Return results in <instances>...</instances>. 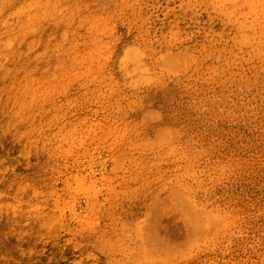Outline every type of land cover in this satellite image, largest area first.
<instances>
[{
    "label": "rangeland",
    "instance_id": "rangeland-1",
    "mask_svg": "<svg viewBox=\"0 0 264 264\" xmlns=\"http://www.w3.org/2000/svg\"><path fill=\"white\" fill-rule=\"evenodd\" d=\"M0 264H264V0H0Z\"/></svg>",
    "mask_w": 264,
    "mask_h": 264
}]
</instances>
